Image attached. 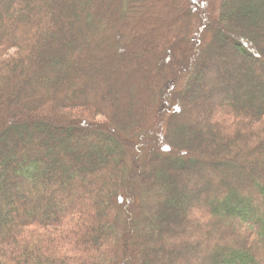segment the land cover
Masks as SVG:
<instances>
[{
  "label": "trees",
  "instance_id": "1",
  "mask_svg": "<svg viewBox=\"0 0 264 264\" xmlns=\"http://www.w3.org/2000/svg\"><path fill=\"white\" fill-rule=\"evenodd\" d=\"M217 1L0 0V264H264V0ZM217 68L258 82L204 89Z\"/></svg>",
  "mask_w": 264,
  "mask_h": 264
},
{
  "label": "rangeland",
  "instance_id": "2",
  "mask_svg": "<svg viewBox=\"0 0 264 264\" xmlns=\"http://www.w3.org/2000/svg\"><path fill=\"white\" fill-rule=\"evenodd\" d=\"M209 1L211 3V4H209V6L211 5V10L214 9L215 10L214 12H216L217 11V2L218 1L217 0H209ZM150 3L154 4L155 0H150ZM176 4L177 5H174V8H173L174 11H172L171 14H169L170 6L168 5V3H165V7L162 5V8H160L161 7L160 6L159 7L160 9H158V11L153 10V9L151 10V8H150L149 9L150 10V12H149L150 19H148L150 21H149V23H147V22H145V20H147V18H144V19L140 18L139 24L141 23V25H139V28H140L139 31L142 32V33L145 32V34H149L151 36H155L156 37V34L160 33V31H163V23L165 21H168L169 19H171L173 15L174 16L177 15L176 8L178 7V5L180 3H176ZM183 5L186 6L185 3H183ZM151 28H154V30H152ZM250 28L253 30V33H255L256 35L264 36L263 35L264 34V25H260L259 27L250 25ZM262 45H264V42L262 43ZM150 46L151 45H149V47ZM256 47H258V46L256 45ZM258 48H259L260 52L263 51V50L260 49V47H258ZM262 48H264V46ZM100 53H101V51L99 52L98 50H96V52H94L95 55L96 54L99 55ZM99 64H100L99 67L101 68L102 72H104L105 70L108 73L116 71L117 74H118L117 77H112V78L110 77V83L114 84L113 87H116V88H114V92H113L112 107L114 109H116V110H119V108H121L120 96L122 94L123 87L127 86V85H129L131 83L134 84L136 81H134L133 77H131L132 75H131V72L129 70L121 68V62H118L119 65H117V64L115 65L114 64V65L110 66L109 68L105 67V65H102L101 63H99ZM90 68L91 69H89V67H88V71L94 70L92 68V66ZM67 69H68V71L70 69L75 70V67H74L73 64L70 63V65H68ZM88 71H87V73H89ZM75 72L76 73L83 72V69L82 68L76 69ZM112 82H114V83H112ZM119 83H120V87L118 86ZM215 83H217V82L215 81ZM212 84H213V80H208L207 83L205 84V86H203V88L204 89H207V88L209 89V87ZM235 94H238V93H234L233 96H237ZM221 96L217 97V99H221L222 101L224 100V103L228 104V102H226V99L228 97L227 93L226 94L224 93ZM217 99L215 98V101H217ZM243 99H244V97L241 96V95L240 96L238 95L237 98H236V100L238 102H242L244 104L246 102V100L244 101ZM260 100H262L264 102V96L261 97ZM134 106H135L134 104L129 105L130 110H126V112H127L126 114L128 116H130L132 111L135 109ZM188 107H190V109H191L190 115L187 116V117H185L186 115L185 116L180 115L182 117H180L179 120H178V124L182 123L181 126H180V132H181V136H182L181 137V143L183 145H185L187 142H189L188 136H187V134H185L186 133L185 132L186 131V126L190 127L191 131L196 130V131H200L201 132V131H203V129H202V121L206 120V117H207V113H206V108L207 107L206 106L196 103V104H189ZM95 118L97 120H101V121L103 120L102 116H100V115H97ZM24 140H26V139H22L21 142L24 141ZM184 180H185L184 184H186L188 186V188L189 187L190 188L196 187V182L194 183L193 181H191L190 178L187 177L186 179L184 178ZM185 182H187V183H185ZM166 184L168 186L173 187L172 181L170 182V181L166 180ZM53 204L56 205L57 207H60V208H64L65 207L64 205H60L58 203V200H54ZM174 216H175V214H174ZM146 218H149V212L145 211V212L142 213V218H140V222H138L137 225L134 227L135 228L134 232L137 235V237H136L137 239H139L140 238L139 236L142 235V231L140 230V226H141L142 222L144 221V219H146ZM179 221H180V219H179ZM145 232H147V229H145ZM179 236L182 239H187L188 238L187 237L188 235H186L184 233H183V235H181L179 233ZM158 242H159L158 239H156V237H153V242L151 243L149 248L157 247V243ZM161 245H162L163 248L165 247V246H163V243ZM155 253H159L158 250H155ZM157 258H159V260L162 261L160 255L157 256ZM161 261H159V262L161 263ZM160 263H157V264H160ZM176 264H183V261L181 259H179Z\"/></svg>",
  "mask_w": 264,
  "mask_h": 264
},
{
  "label": "bare ground",
  "instance_id": "3",
  "mask_svg": "<svg viewBox=\"0 0 264 264\" xmlns=\"http://www.w3.org/2000/svg\"><path fill=\"white\" fill-rule=\"evenodd\" d=\"M213 81H216L218 83L219 86H222V90L226 89V86L224 85V83L228 80H236V86H239V88H243V85H246V88L248 87V84H254L258 82V78H250V79H246L243 76H230V74L226 73V72H221L219 69H216V71H213V76H211ZM247 80V81H246ZM230 88V87H229Z\"/></svg>",
  "mask_w": 264,
  "mask_h": 264
}]
</instances>
